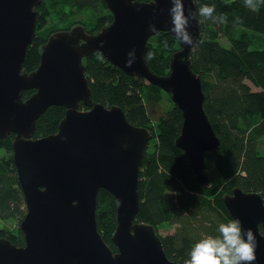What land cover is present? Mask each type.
<instances>
[{"label":"water","instance_id":"water-1","mask_svg":"<svg viewBox=\"0 0 264 264\" xmlns=\"http://www.w3.org/2000/svg\"><path fill=\"white\" fill-rule=\"evenodd\" d=\"M42 1L0 0V139L15 134L13 159L26 204L20 223L25 245L0 238V264H183L168 257L153 224L136 220L140 170L154 134L131 123L120 105L95 101L84 61L98 53L128 75L170 93L184 118L176 145L187 154L197 183L209 186L205 155L221 141L204 107L201 77L192 67L191 52L202 38L199 19L189 29L197 43L186 46L171 32L170 0H138L139 11L130 0H105L113 15L109 25L97 33L83 25L55 32L42 47L39 66L27 73L23 64ZM184 5L186 14L197 8L195 0ZM150 23L158 31H150ZM161 31L180 44L168 75L155 73L144 60L148 40ZM132 49L136 61L129 68L125 61ZM28 90L35 92L24 99ZM56 105L66 108L58 132L34 138L39 117ZM100 189L117 200L112 236L117 252L98 229ZM223 200L233 219L253 230L258 241L254 264H264L262 195L234 187Z\"/></svg>","mask_w":264,"mask_h":264},{"label":"trees","instance_id":"trees-1","mask_svg":"<svg viewBox=\"0 0 264 264\" xmlns=\"http://www.w3.org/2000/svg\"><path fill=\"white\" fill-rule=\"evenodd\" d=\"M195 3L196 7L215 5L214 16L223 17V22L216 23L198 18L202 38L191 52L192 67L202 80L205 110L221 141L218 149L205 155L209 186L197 183L187 154L176 145L184 118L171 95L144 78L128 75L98 53L90 54L84 61L95 101L108 107L120 105L131 123L147 127L154 134L140 170V208L136 220L153 224L157 232L165 223L176 225L174 233L158 234L168 257L183 264L190 259V250L196 242L208 235H219V224L233 219L223 195L240 187L260 193L264 201V0H256L254 9L246 7L244 0H195ZM49 4L72 5L77 10L89 11L91 18L85 22L60 20L63 24L56 19L51 23L59 14L48 10ZM38 10L41 17L37 33L23 64L27 73L39 66L42 47L49 35L76 25L97 33L113 21L105 0H43ZM219 36H225L229 45L220 43ZM148 45V51L154 53L149 66L159 75H168L172 55L180 49L179 41L171 33L161 31L150 37ZM248 81L259 90H253ZM32 94L33 90H28L23 97L27 99ZM165 97L172 102L167 109L163 108ZM80 108L88 109L83 103ZM65 114L63 106L49 107L37 120L33 137L57 133ZM14 139L15 134L0 139V148L12 155L0 160V220L22 221L26 204L14 165ZM116 217V198L108 190L100 189L98 229L114 252H117L112 242ZM2 237L18 246L25 245L21 230L15 234L0 227Z\"/></svg>","mask_w":264,"mask_h":264},{"label":"clouds","instance_id":"clouds-1","mask_svg":"<svg viewBox=\"0 0 264 264\" xmlns=\"http://www.w3.org/2000/svg\"><path fill=\"white\" fill-rule=\"evenodd\" d=\"M130 3L141 10L138 0H130ZM171 7L168 8V15L172 25L171 32L177 40L186 46H194L197 42L190 32L191 22L198 18L212 20L213 23L223 22V17L214 16L215 5L201 4L195 11H188L186 14L184 0H170ZM249 9L256 7V0H244ZM149 30L158 31L154 23H150ZM80 41L79 45L80 46ZM103 47L104 41H101ZM167 46V41H165ZM154 53L148 51L144 55L145 62L151 61ZM136 61V50L132 49L127 53L126 67L131 68ZM217 236L208 235L196 242L190 250V259L185 264H254L256 261V249L258 241L251 228L245 229L239 219H232L226 223H220Z\"/></svg>","mask_w":264,"mask_h":264},{"label":"rangeland","instance_id":"rangeland-1","mask_svg":"<svg viewBox=\"0 0 264 264\" xmlns=\"http://www.w3.org/2000/svg\"><path fill=\"white\" fill-rule=\"evenodd\" d=\"M46 4H48V3H46ZM47 9L48 10L49 9L50 10H55L59 14V17L56 15L57 17H55L51 21V23H53V21L56 20V19L60 23H62L60 20H63V19L66 21V23H68V22H71L72 19H77V21L79 20V21L85 22V21H88L91 18V13L89 11H86V10H84V11L77 10L76 8H73L72 5H65L64 4L63 6H55L54 4H49V7ZM51 23H50V25H51ZM42 34L43 35H46V34H44V31L42 32ZM50 36L51 35L48 36V39H49ZM218 40L223 45H226V46L229 45V41L226 39L225 36H219L218 37ZM248 83L251 85V87H252L253 90H259V88L255 87L250 81H248ZM171 101H172V99H171ZM172 102H170L168 100V98L165 97V101H163V108L164 109H167V108L171 107ZM10 156H12V155L9 154V152H7L5 149L0 148V160L8 159ZM20 223H21V219L20 218L10 219V220H0V227L6 228V229L14 232L15 234H18L19 231H20ZM175 230H176V225L169 224V223L166 224L165 223V224H163V225H161L159 227L158 232H159L160 235L165 236V235L174 233Z\"/></svg>","mask_w":264,"mask_h":264},{"label":"flooded vegetation","instance_id":"flooded-vegetation-1","mask_svg":"<svg viewBox=\"0 0 264 264\" xmlns=\"http://www.w3.org/2000/svg\"><path fill=\"white\" fill-rule=\"evenodd\" d=\"M35 92V90H33V93Z\"/></svg>","mask_w":264,"mask_h":264}]
</instances>
